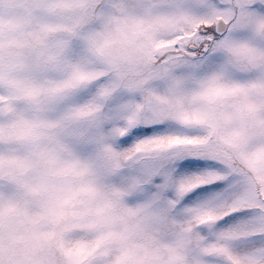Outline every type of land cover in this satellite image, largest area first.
<instances>
[{
  "label": "snow or ice",
  "instance_id": "obj_1",
  "mask_svg": "<svg viewBox=\"0 0 264 264\" xmlns=\"http://www.w3.org/2000/svg\"><path fill=\"white\" fill-rule=\"evenodd\" d=\"M0 264H264V0H0Z\"/></svg>",
  "mask_w": 264,
  "mask_h": 264
}]
</instances>
